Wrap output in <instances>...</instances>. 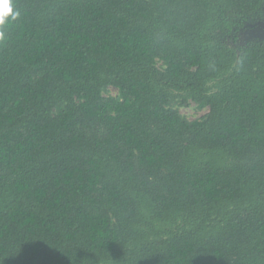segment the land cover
<instances>
[{
  "label": "trees",
  "instance_id": "1",
  "mask_svg": "<svg viewBox=\"0 0 264 264\" xmlns=\"http://www.w3.org/2000/svg\"><path fill=\"white\" fill-rule=\"evenodd\" d=\"M14 3L0 264H264V0Z\"/></svg>",
  "mask_w": 264,
  "mask_h": 264
},
{
  "label": "clouds",
  "instance_id": "2",
  "mask_svg": "<svg viewBox=\"0 0 264 264\" xmlns=\"http://www.w3.org/2000/svg\"><path fill=\"white\" fill-rule=\"evenodd\" d=\"M19 16L20 10L16 8L14 0H0V42L7 38L9 24Z\"/></svg>",
  "mask_w": 264,
  "mask_h": 264
},
{
  "label": "rangeland",
  "instance_id": "3",
  "mask_svg": "<svg viewBox=\"0 0 264 264\" xmlns=\"http://www.w3.org/2000/svg\"><path fill=\"white\" fill-rule=\"evenodd\" d=\"M262 21V20H260ZM264 21V20H263ZM257 23H255L256 25ZM255 30V29H254ZM257 31H253L252 29H247L245 30V36L248 38V37H251L253 36ZM158 65H160V63H158ZM105 93L107 94H111V95H116L117 94V90L115 87L113 86H109L107 87ZM179 110L180 112L186 116L187 118L189 119H193V118H196V117H200L203 113L206 112V108H198L196 106V104L194 102H189L187 105H184V106H180L179 107Z\"/></svg>",
  "mask_w": 264,
  "mask_h": 264
},
{
  "label": "water",
  "instance_id": "4",
  "mask_svg": "<svg viewBox=\"0 0 264 264\" xmlns=\"http://www.w3.org/2000/svg\"><path fill=\"white\" fill-rule=\"evenodd\" d=\"M256 25L252 30L257 32L251 37L264 39V21H258Z\"/></svg>",
  "mask_w": 264,
  "mask_h": 264
}]
</instances>
